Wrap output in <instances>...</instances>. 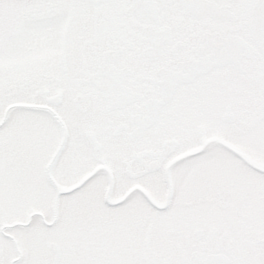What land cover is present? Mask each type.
<instances>
[{"label": "snow or ice", "instance_id": "obj_1", "mask_svg": "<svg viewBox=\"0 0 264 264\" xmlns=\"http://www.w3.org/2000/svg\"><path fill=\"white\" fill-rule=\"evenodd\" d=\"M0 264H264V0H0Z\"/></svg>", "mask_w": 264, "mask_h": 264}]
</instances>
